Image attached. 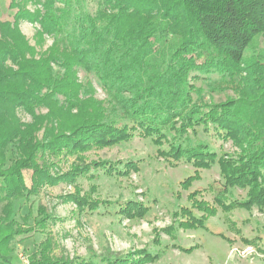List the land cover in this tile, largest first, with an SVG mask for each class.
Wrapping results in <instances>:
<instances>
[{
  "label": "trees",
  "instance_id": "obj_1",
  "mask_svg": "<svg viewBox=\"0 0 264 264\" xmlns=\"http://www.w3.org/2000/svg\"><path fill=\"white\" fill-rule=\"evenodd\" d=\"M28 1L13 3L17 12L12 21L0 22V264H12L17 238L35 230L47 237L28 257V264H74L52 256L54 241L47 231L58 220L53 214L40 207L39 220L31 213L22 215L29 199L43 187L61 180L71 183L68 175L55 178L35 160L42 142L51 151L60 147L55 141L59 131L73 130L65 139L80 154L130 142L138 129L141 137L153 138L161 156L173 163L186 161L197 172L218 164L224 184L215 196L217 206L197 200L198 192L190 194L191 205L183 207L175 215L180 220L172 224L185 231L207 230L208 219L219 208L227 214L237 209L264 211V55L245 58L264 39V0H96L94 14L85 8L87 0H45L39 2L43 12L37 9L33 14L25 8ZM23 21L39 25L40 41L47 35L53 46L37 52L21 31ZM79 70L86 73L87 85L94 75L112 97L111 112L93 91L84 97L86 84L80 81ZM211 74L220 76L211 91H232L237 98L204 104L203 91L195 84ZM43 108L48 115H37ZM19 110L32 117V124L20 120ZM66 116L74 125L61 123ZM118 117L127 122L121 128ZM211 128L239 153L219 155L189 139L190 131L197 139L199 131ZM176 139L180 142L175 144ZM166 143L168 150L163 148ZM10 148L15 157L8 165ZM94 167L124 175L138 170L130 161ZM75 170L74 179L90 177L93 168ZM25 171H32L30 185ZM193 177L185 180L184 189L200 175ZM234 189L246 191V199H234ZM75 203L81 211L98 207L86 199ZM123 211L129 219L147 213L135 202H128ZM230 227L239 230L234 222ZM170 230L174 236V227ZM213 234L225 238L222 231ZM260 239L246 243L258 245ZM137 254L127 264H152L159 258L147 250Z\"/></svg>",
  "mask_w": 264,
  "mask_h": 264
},
{
  "label": "rangeland",
  "instance_id": "obj_2",
  "mask_svg": "<svg viewBox=\"0 0 264 264\" xmlns=\"http://www.w3.org/2000/svg\"><path fill=\"white\" fill-rule=\"evenodd\" d=\"M23 1L0 0V22L12 21L17 12V9H12V4H23ZM39 2L44 3L45 0H29L25 5L26 10L31 14L37 9L43 12ZM85 8L94 14L97 1L87 0ZM40 29L39 25L29 21L21 23V31L30 46L43 53L53 46V38L46 35L40 41ZM259 54L264 55L263 38L246 52L245 58L249 60ZM89 78L91 85H87L86 73L79 70V79L86 84L87 94L84 93V97L91 96L90 90L91 93L93 91L95 98L102 101L111 112L112 97L94 75ZM219 81V75L211 74L196 82L195 86L203 91L204 104H220L237 98L232 91H211ZM58 100L61 103L63 101L60 97ZM36 114L47 116L48 109H38ZM18 116L23 123L32 124V117L25 111L19 110ZM118 118L121 128L127 122ZM61 123L74 125L71 116L63 118ZM44 128L40 140L43 138ZM71 133L73 130L55 132V141L59 142L60 147L54 151L49 149L46 142H42L35 151H38L35 160L39 168L46 169L53 177L59 179L68 175L71 183L61 180L53 186L43 187L40 194L31 197L22 210V215L31 213L33 218L39 220L37 210L42 207L58 219L49 225L47 231L54 241L52 256L74 264H80L82 261L86 264H108L103 260L128 258L122 262L127 264L137 258L139 251L147 250L152 255L159 256L152 264H264V211L257 208L252 211L237 209L228 214L219 208L217 213L208 219L207 230L185 231L179 224L172 225L180 220V217L175 215L179 214L183 207L191 205L189 195L194 192H198L197 200L207 202L210 207L217 206L215 196L223 189L224 184L218 164L197 172L186 161L173 163L161 156L160 146L155 144L153 138L141 137L138 129L133 133L135 138L130 142L88 149L80 154L72 150L65 139L69 138ZM189 137L193 144L201 141L219 155L225 153L235 156L239 153L232 142H226L221 136L215 135L212 128L208 132L199 131L197 139L190 131ZM178 142L180 141L177 139L173 141L175 144ZM163 148L168 150V144ZM14 157L10 148L7 154L8 165ZM129 161L134 162L138 170L132 169L128 175L118 174V171L111 174L103 169L94 170V165L101 162ZM76 167H89L93 170L90 177L81 176L74 179L72 175L75 174ZM123 167L120 164L119 170L123 171ZM31 173L32 171H25L28 185L31 184ZM196 174H199L200 178L195 180L189 189H184L182 184L185 180L194 178ZM231 193L238 201L246 199V191L234 189ZM78 199L96 202L98 207L96 210L81 211L75 203ZM128 202L144 206L147 209L146 215L127 218L123 206ZM1 208L2 204L0 211ZM230 222H234L239 230L230 227ZM29 224L33 225L34 221L31 220ZM171 227H174V236ZM217 231H222L225 238L213 234ZM46 237L35 230L17 238L13 244L12 264H28V257L38 249ZM258 237H261L258 245L246 243V240L251 241Z\"/></svg>",
  "mask_w": 264,
  "mask_h": 264
}]
</instances>
